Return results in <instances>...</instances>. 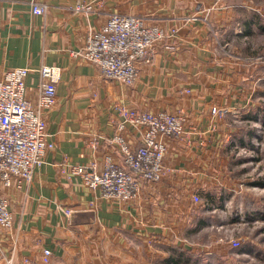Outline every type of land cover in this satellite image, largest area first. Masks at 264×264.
<instances>
[{
  "label": "crops",
  "instance_id": "0c3cea01",
  "mask_svg": "<svg viewBox=\"0 0 264 264\" xmlns=\"http://www.w3.org/2000/svg\"><path fill=\"white\" fill-rule=\"evenodd\" d=\"M35 1L46 3L48 12L33 14ZM78 1L91 4V12H75ZM235 11L233 0L220 6L213 0H0V78L29 68L27 97L36 106L39 70L55 66L62 72L57 104L44 113L55 148L30 183L1 189L15 222L11 229L0 227V264H44V249L52 252L50 264H149L147 256L164 244L189 249L188 237L200 230L202 213L193 196L204 190L221 151V123L212 131L211 111L238 112L250 102L247 75L217 54L216 28L230 23ZM114 14L140 16L169 35L155 45L152 63L140 68L132 87L105 79L98 67L74 55ZM116 105L183 110L192 131L164 139V178L143 183L129 202L107 199L59 171L65 158L81 165L96 161L101 169L107 156L121 160L110 142ZM127 137L140 144L136 131ZM65 209L73 211L70 217Z\"/></svg>",
  "mask_w": 264,
  "mask_h": 264
},
{
  "label": "built area",
  "instance_id": "2783aa9c",
  "mask_svg": "<svg viewBox=\"0 0 264 264\" xmlns=\"http://www.w3.org/2000/svg\"><path fill=\"white\" fill-rule=\"evenodd\" d=\"M222 1L213 0L214 6ZM48 9L43 2L35 1L32 5L35 15H44ZM91 10V4L80 1L74 9L77 13ZM168 36L164 29L147 25L140 16L114 14L101 29L88 34L85 47L74 55L98 67L105 79L132 87L140 68L152 63L155 45ZM30 72L29 68H14L0 78V227L7 230L15 221L9 200L1 189L30 183L44 164L46 154L55 148L44 113L57 104L61 68L44 66L39 70L41 82L36 106L27 97ZM115 111L118 121L110 142L116 146L121 160L107 156L101 169L96 161L81 165L65 158L59 171L68 179H81L92 191L100 190L107 199L129 202L136 198L143 183H157L164 178L167 153L164 139H182L192 131L187 128L189 116L183 110L151 112L116 105ZM229 113L236 111L212 109L215 123L212 131H217V122ZM135 131L140 137L138 146L127 137V133ZM98 144L96 139L91 146L96 149ZM193 201L199 203L200 196L194 195ZM64 213L70 217L73 211L65 209ZM51 256L52 252L44 249L43 263L50 264Z\"/></svg>",
  "mask_w": 264,
  "mask_h": 264
},
{
  "label": "rangeland",
  "instance_id": "374dc122",
  "mask_svg": "<svg viewBox=\"0 0 264 264\" xmlns=\"http://www.w3.org/2000/svg\"><path fill=\"white\" fill-rule=\"evenodd\" d=\"M233 5L232 21L216 28L217 54L247 75L250 102L219 123L220 156L198 194L200 230L188 237L189 249L164 244L149 264H264V0Z\"/></svg>",
  "mask_w": 264,
  "mask_h": 264
},
{
  "label": "trees",
  "instance_id": "16d2710c",
  "mask_svg": "<svg viewBox=\"0 0 264 264\" xmlns=\"http://www.w3.org/2000/svg\"><path fill=\"white\" fill-rule=\"evenodd\" d=\"M180 253H181V252H180ZM180 257H182V254H180ZM168 261H170V259H168ZM177 262H178V261H176V260H175V262H174V263H176V264H177Z\"/></svg>",
  "mask_w": 264,
  "mask_h": 264
}]
</instances>
